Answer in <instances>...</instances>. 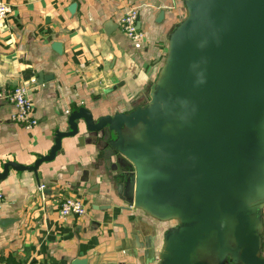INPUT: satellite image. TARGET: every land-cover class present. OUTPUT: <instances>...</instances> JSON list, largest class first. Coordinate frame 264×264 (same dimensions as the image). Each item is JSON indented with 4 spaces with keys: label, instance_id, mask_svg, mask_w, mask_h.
Wrapping results in <instances>:
<instances>
[{
    "label": "water",
    "instance_id": "obj_1",
    "mask_svg": "<svg viewBox=\"0 0 264 264\" xmlns=\"http://www.w3.org/2000/svg\"><path fill=\"white\" fill-rule=\"evenodd\" d=\"M184 9L143 105L72 110L47 155L4 163L0 181L9 170L36 176L64 141L86 143L112 163L103 177L123 204L176 222L159 264H264V0H185Z\"/></svg>",
    "mask_w": 264,
    "mask_h": 264
},
{
    "label": "crops",
    "instance_id": "obj_2",
    "mask_svg": "<svg viewBox=\"0 0 264 264\" xmlns=\"http://www.w3.org/2000/svg\"><path fill=\"white\" fill-rule=\"evenodd\" d=\"M1 1L9 13L0 21V171L6 162L29 166L47 155L54 130H63L76 108L113 115L142 105L168 36L185 16V0ZM130 9L144 34L139 42L119 28ZM16 86L28 88L37 120L32 132L10 119L14 107L5 96ZM62 148L36 176L9 170L0 181V264H159L168 228L118 199V183L104 180L112 163L95 146L69 140ZM67 197L83 202V217L59 218ZM262 223L264 258V208Z\"/></svg>",
    "mask_w": 264,
    "mask_h": 264
},
{
    "label": "built area",
    "instance_id": "obj_3",
    "mask_svg": "<svg viewBox=\"0 0 264 264\" xmlns=\"http://www.w3.org/2000/svg\"><path fill=\"white\" fill-rule=\"evenodd\" d=\"M9 13V6L0 0V21L6 18ZM120 31L127 39L134 42L142 41L144 34L138 28V13L135 9L128 10L120 19ZM31 83H35L32 80ZM5 99L14 107V112L10 119L26 131L32 132L37 126V120L33 114V103L29 97L28 88L25 86H16L9 90ZM44 186H39L42 191ZM0 193V202L2 201ZM86 214L83 202L74 197L64 198L59 205L58 216L61 219L68 217L81 218Z\"/></svg>",
    "mask_w": 264,
    "mask_h": 264
},
{
    "label": "rangeland",
    "instance_id": "obj_4",
    "mask_svg": "<svg viewBox=\"0 0 264 264\" xmlns=\"http://www.w3.org/2000/svg\"><path fill=\"white\" fill-rule=\"evenodd\" d=\"M148 92V91H147ZM147 94V93H146ZM146 98H147V95H146ZM147 100V99H146ZM146 100H145V102H146ZM144 102V103H145ZM143 103V104H144ZM164 224V226L166 227V228H173V227H175L176 226V222H174V221H170V222H166V223H163Z\"/></svg>",
    "mask_w": 264,
    "mask_h": 264
},
{
    "label": "flooded vegetation",
    "instance_id": "obj_5",
    "mask_svg": "<svg viewBox=\"0 0 264 264\" xmlns=\"http://www.w3.org/2000/svg\"><path fill=\"white\" fill-rule=\"evenodd\" d=\"M143 105V104H142ZM138 106H141V105H138ZM121 163V165H122V169L123 168H128V169H130V166L125 162V161H122V162H120ZM170 229V228H169Z\"/></svg>",
    "mask_w": 264,
    "mask_h": 264
},
{
    "label": "trees",
    "instance_id": "obj_6",
    "mask_svg": "<svg viewBox=\"0 0 264 264\" xmlns=\"http://www.w3.org/2000/svg\"><path fill=\"white\" fill-rule=\"evenodd\" d=\"M169 229V228H168Z\"/></svg>",
    "mask_w": 264,
    "mask_h": 264
}]
</instances>
